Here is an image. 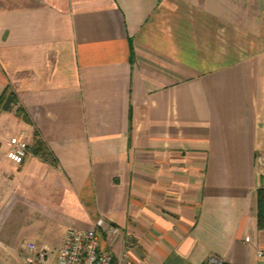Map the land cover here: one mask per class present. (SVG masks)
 Wrapping results in <instances>:
<instances>
[{
  "label": "crops",
  "instance_id": "obj_1",
  "mask_svg": "<svg viewBox=\"0 0 264 264\" xmlns=\"http://www.w3.org/2000/svg\"><path fill=\"white\" fill-rule=\"evenodd\" d=\"M7 89L0 264L100 218L135 264H264V0H0Z\"/></svg>",
  "mask_w": 264,
  "mask_h": 264
},
{
  "label": "built area",
  "instance_id": "obj_2",
  "mask_svg": "<svg viewBox=\"0 0 264 264\" xmlns=\"http://www.w3.org/2000/svg\"><path fill=\"white\" fill-rule=\"evenodd\" d=\"M8 157L23 163L29 152L27 135L21 131L11 139ZM264 174V155L261 156ZM110 236L113 244L121 240L129 244L131 236L125 235L123 229L106 218H100L92 230L68 229L62 239V244L54 264H135L127 253L117 255L104 242ZM25 264H52L53 248L47 243L29 242L26 248ZM205 264H232L223 257L210 255Z\"/></svg>",
  "mask_w": 264,
  "mask_h": 264
},
{
  "label": "trees",
  "instance_id": "obj_3",
  "mask_svg": "<svg viewBox=\"0 0 264 264\" xmlns=\"http://www.w3.org/2000/svg\"><path fill=\"white\" fill-rule=\"evenodd\" d=\"M13 104H18L17 95L13 90L7 89L0 99V110L9 109ZM17 110L19 114L22 113L20 106ZM257 222L259 229H264V187L257 193Z\"/></svg>",
  "mask_w": 264,
  "mask_h": 264
},
{
  "label": "rangeland",
  "instance_id": "obj_4",
  "mask_svg": "<svg viewBox=\"0 0 264 264\" xmlns=\"http://www.w3.org/2000/svg\"><path fill=\"white\" fill-rule=\"evenodd\" d=\"M13 107H19L18 104H13ZM20 132L19 127L16 125H14L13 123L9 124V127L7 129V135L11 136V135H15L18 134ZM25 132V131H23ZM26 133V132H25ZM58 242H53L52 244H50L53 248V253H52V257H51V263L54 264L56 256L59 252V247H58ZM25 248V247H23ZM22 252H24L22 250ZM25 256L24 255H20V256H15L12 257V259L10 260V264H25Z\"/></svg>",
  "mask_w": 264,
  "mask_h": 264
}]
</instances>
